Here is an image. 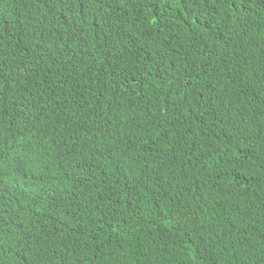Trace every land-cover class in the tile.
I'll use <instances>...</instances> for the list:
<instances>
[{
  "label": "clouds",
  "instance_id": "clouds-1",
  "mask_svg": "<svg viewBox=\"0 0 264 264\" xmlns=\"http://www.w3.org/2000/svg\"><path fill=\"white\" fill-rule=\"evenodd\" d=\"M145 5L142 27L109 0H0V264H159L170 248L154 230L161 159L141 162L132 142L144 126L163 130L177 163L199 166L189 158L203 128L181 135L179 123L208 107L182 73L203 61L195 30L225 0ZM139 36L150 42L133 58ZM181 46L190 52L178 55ZM169 192L197 221L189 192ZM172 234L220 261L198 222H177Z\"/></svg>",
  "mask_w": 264,
  "mask_h": 264
},
{
  "label": "trees",
  "instance_id": "trees-1",
  "mask_svg": "<svg viewBox=\"0 0 264 264\" xmlns=\"http://www.w3.org/2000/svg\"><path fill=\"white\" fill-rule=\"evenodd\" d=\"M147 1L109 0L119 5L117 10H134L143 17L142 27ZM180 9L182 2L171 7L174 24L180 20ZM195 31L197 54L203 61L195 59L182 80L202 92L208 108L187 116L179 127L181 135L194 126L203 128L196 132L201 135L195 146L199 155L189 158L199 166L194 164L192 171L177 163L163 130L144 126V136L132 142L141 162L152 155L161 159L160 170L152 174L161 183L154 189V202L162 209L155 208L162 216L154 230L167 238L170 248L155 261L264 264V0H225L221 15L203 18ZM149 42L143 36L136 38L133 58L144 56ZM189 52L188 46L178 48V55ZM43 97L41 90H33L30 104H41ZM177 188L189 192L197 221L184 214L177 200L166 197ZM177 222L185 227L198 222L207 250L220 261L201 259L192 244L179 242L172 234Z\"/></svg>",
  "mask_w": 264,
  "mask_h": 264
},
{
  "label": "bare ground",
  "instance_id": "bare-ground-1",
  "mask_svg": "<svg viewBox=\"0 0 264 264\" xmlns=\"http://www.w3.org/2000/svg\"><path fill=\"white\" fill-rule=\"evenodd\" d=\"M163 226V225H162ZM162 228V227H161ZM163 229V228H162ZM170 233V232H169Z\"/></svg>",
  "mask_w": 264,
  "mask_h": 264
}]
</instances>
